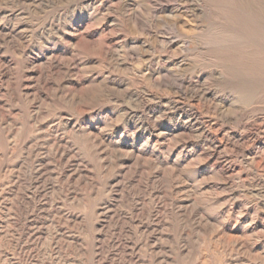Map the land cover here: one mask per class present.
I'll use <instances>...</instances> for the list:
<instances>
[{
  "label": "rangeland",
  "instance_id": "rangeland-1",
  "mask_svg": "<svg viewBox=\"0 0 264 264\" xmlns=\"http://www.w3.org/2000/svg\"><path fill=\"white\" fill-rule=\"evenodd\" d=\"M177 98L217 138L264 144V0H0V264H194L200 247L217 264L237 238L255 248L238 264H264V159L225 182Z\"/></svg>",
  "mask_w": 264,
  "mask_h": 264
},
{
  "label": "bare ground",
  "instance_id": "bare-ground-1",
  "mask_svg": "<svg viewBox=\"0 0 264 264\" xmlns=\"http://www.w3.org/2000/svg\"><path fill=\"white\" fill-rule=\"evenodd\" d=\"M176 89H177V93H181L190 98H194L197 96L199 97L200 100L201 99L203 100L208 95L207 90L202 88L201 85L191 83L190 80H187V79L182 80ZM167 102L171 105L173 109L178 110L180 114L181 113L184 114L185 120L182 121V125H181L183 130L187 129L190 132L199 133V136L202 138L199 141L200 142L199 155H201L204 160L209 162L210 165L217 170V172L220 174L221 178L225 180V182L229 184H232L233 182L234 174L236 173L238 169V166L235 163L236 158L240 157L242 160V163H246L249 165L251 163H254L255 161H257V164H258L260 163L262 159H264L263 158L264 157V144H260L258 148L253 149L252 145L254 144L249 145L248 147H243L244 144L241 145L240 144L241 141L237 142V140L236 141L230 140V139L222 140L220 139L221 137L217 138L216 137V135H218L216 134L217 131L212 130L211 125H208L206 121H204L200 117L199 113L193 106L185 104L184 101H181L179 98L172 99V100L168 99ZM252 129L253 130L251 131V128H250L248 135H251L252 138L255 140L264 141V121L263 122L260 121V123H257L256 125H254ZM242 142L245 143V141H242ZM227 149L232 150L233 155L229 157L225 156L223 152L224 150H227ZM252 155H258V157H254ZM172 170L174 174V180L172 182H175L178 178L184 175L182 168L172 166ZM254 183L256 185H264V179L256 178V180H254ZM228 230L229 229L224 224V222H221L219 224V228L216 234L212 236V238L216 241H220L221 238L219 237V233L227 232ZM205 251L206 250L201 247L196 251V255L194 256V261H195L194 264H207L208 256ZM252 251H255L254 246L252 247L249 244H247L246 241L237 238L235 240H229L227 242L223 240L221 246L213 245L212 251L210 253L212 255L214 262H216L217 264H238V263H243V261H246L247 258L250 257V254H252ZM183 252H184V249H183ZM258 256L260 257L261 260L264 261V251H258ZM225 257H229V258L225 260L224 259ZM232 257L234 258L232 259Z\"/></svg>",
  "mask_w": 264,
  "mask_h": 264
}]
</instances>
